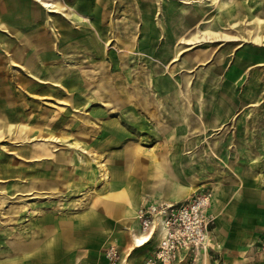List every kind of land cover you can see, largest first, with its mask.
Returning <instances> with one entry per match:
<instances>
[{
	"label": "crops",
	"instance_id": "0c3cea01",
	"mask_svg": "<svg viewBox=\"0 0 264 264\" xmlns=\"http://www.w3.org/2000/svg\"><path fill=\"white\" fill-rule=\"evenodd\" d=\"M37 1L0 0V113L6 117L0 116V136L33 140L27 156L39 161V215L14 226L16 231L0 225V264H142L151 248L134 244L141 235L137 210L154 200L185 199L205 175L203 120L198 118L203 106L197 99L189 106L178 97L181 91H167L164 82L173 73L170 61L184 63L176 47L238 39L222 28L237 25L241 10L258 27L244 39L259 44L264 21L252 15L248 0H225L217 3L216 21L189 34L186 20L196 15L187 19V10L173 8L172 2L160 7L154 0H132L124 8V0ZM158 9L164 16L161 29L150 16H142L149 25L136 22V13ZM109 12H127L128 18L114 20ZM141 24L145 34L137 41ZM204 31L218 36L202 41ZM157 33L163 42L155 51ZM172 41H178L176 47ZM198 50L195 56L206 57L204 49ZM226 86V91L207 87L213 125L232 120L236 106L244 112L232 120L227 143L236 146L227 152L228 170L224 166L218 175H235L240 182L227 185L228 200L217 213L211 202L216 219L208 246L174 264H264L256 249L264 234V108L236 105L232 83ZM15 91H39V100L55 98L63 106L54 118L39 117V126L23 124L26 107L15 106ZM44 110L34 107L33 116ZM145 130L149 139L141 145L136 138ZM220 137L209 143H220ZM5 197L0 194V202ZM110 245L117 247L114 262Z\"/></svg>",
	"mask_w": 264,
	"mask_h": 264
},
{
	"label": "rangeland",
	"instance_id": "374dc122",
	"mask_svg": "<svg viewBox=\"0 0 264 264\" xmlns=\"http://www.w3.org/2000/svg\"><path fill=\"white\" fill-rule=\"evenodd\" d=\"M33 1L38 2L37 0ZM238 1L240 3L243 2L242 0ZM260 1L262 0H248V3L253 7L252 14H257L264 21V12L259 8ZM57 2H63V0H57ZM152 2L159 4L161 7H163L165 2L167 4L168 2L174 3L173 8L183 6V10L188 9L183 12L186 18L190 17L193 12L196 17L186 20L189 25L187 32L190 34L198 27L206 28L212 22L213 17L221 11L217 7V3L224 4L225 0H154ZM132 4H134L132 0H124V8L130 7ZM160 12V9L152 10L151 13L143 10L140 15L139 13L135 14L136 22L140 24L145 21V24L149 25L151 24L149 19H144L142 16H150L155 27L157 26L156 30H159L161 29L160 25L163 24L162 17H164ZM124 14L113 16L112 12L107 13L108 18L112 17L114 20H120L123 17L128 18V13ZM248 16L249 14L246 11L241 10L238 16L240 20L237 18L240 22L237 25L223 26L222 29L225 32L237 35L238 39L236 40H216L195 44L179 43V46L182 47H176L175 44L178 41H172L174 47L180 48V53L178 54L182 57L181 59L184 60V63L178 65L175 63V60L170 61L169 67L173 73L171 75L166 74L164 78V82L168 87L167 91H181L178 97L183 99L186 104L189 106L195 105V99H197L199 100L197 101L198 104L203 106L201 115L198 113V118L203 120V132L200 136L204 138V145L202 146L204 148L205 175H203L198 186H195L189 194L194 191H208L210 193V204L211 202L214 203L216 213L218 212V207L226 204L228 200L230 192L227 185L229 184L233 187L234 184L237 186L240 182H238V176H226V174L225 176H221L222 174H218L223 170L222 167L225 166V170L227 169V152L236 146L227 143L228 136L234 132L232 120H237L243 114L244 109L236 106L231 115L233 117L232 120L227 117L224 121L220 122L221 124L214 126V122L210 116L213 101L209 89L212 87V89L216 88V91H226V85L231 82L232 87L229 86V90L232 91L233 103L236 105L259 104L264 108V39L259 44L251 42L247 37L244 39V36L254 35L258 31L257 25L253 22H248ZM242 20L244 23L241 22ZM120 22L122 23L123 20ZM141 27L142 24L140 25V30ZM142 33L145 34L142 30L135 34L137 41L143 37ZM262 35L264 36V31ZM154 39L157 42L154 43L155 51H157L161 48L159 45L163 42L162 33L154 35ZM198 48L204 49L207 52L206 57L203 59L195 56L197 51H199ZM172 55H169V59H172ZM243 61H246V63ZM232 67H236V74L233 73L234 68ZM238 68H241L242 71L239 72ZM230 70L232 72L231 78L229 76ZM177 81L181 83L178 87L175 85ZM18 82L24 85L27 81L19 80ZM200 82L204 85L200 86ZM7 91H14V89L9 88ZM249 91L253 92H250V96H246V92L249 93ZM15 92L16 94L13 98L15 106L26 107L24 117L20 120L23 124L39 126V117L54 118L57 116V107L63 106L62 104H57L58 100L55 98H42L39 100V91ZM172 99H169V101L171 102ZM39 105L43 106L45 110L39 112V115L34 117V107L39 108ZM50 110H52V113H49ZM77 114L81 113L77 112ZM0 116L5 117L4 113H0ZM139 134L141 136L136 139L141 141V145H146L149 139L146 130ZM216 134L221 136L220 143H209L211 138L217 137ZM37 137L39 138V135ZM223 137L224 139H222ZM32 142L33 140L27 142L16 135L0 136V169L5 172L4 176H0V194L6 195L5 202H0V225L3 226L6 223V225L13 228V231H16L14 226L28 223L31 221L30 219L39 215V161L36 163V160L28 157L26 152L27 146ZM156 146H159V144L157 143ZM188 151L190 152V150ZM8 157H12L11 160ZM6 200L10 201V203H7ZM213 226L214 224H212ZM153 237L158 238L159 236L157 234L152 235L146 243L140 244V247L147 245L152 249L156 245L157 240L151 245L148 243H151L150 241ZM113 246L115 249L117 248L116 245ZM149 247L147 249H150Z\"/></svg>",
	"mask_w": 264,
	"mask_h": 264
},
{
	"label": "built area",
	"instance_id": "2783aa9c",
	"mask_svg": "<svg viewBox=\"0 0 264 264\" xmlns=\"http://www.w3.org/2000/svg\"><path fill=\"white\" fill-rule=\"evenodd\" d=\"M136 218L140 233H147L150 238L159 226L156 245L144 257L142 264H174L193 257L198 249L208 246L216 215L210 210V193L194 191L179 201L154 200L140 207ZM256 249L264 263V234L259 236ZM107 252L110 261H116L113 245Z\"/></svg>",
	"mask_w": 264,
	"mask_h": 264
},
{
	"label": "bare ground",
	"instance_id": "6f19581e",
	"mask_svg": "<svg viewBox=\"0 0 264 264\" xmlns=\"http://www.w3.org/2000/svg\"><path fill=\"white\" fill-rule=\"evenodd\" d=\"M232 1V0H231ZM47 4V3H46ZM51 5V4H50ZM118 5H120V4H118ZM236 6V5H235ZM247 6H248V4H247ZM47 7V6H46ZM161 7V6H160ZM122 8V7H121ZM248 8H250V7H248ZM113 9V8H112ZM131 9H133V8H131ZM163 9V8H162ZM188 10V9H187ZM55 11V10H54ZM116 11V10H115ZM249 11H250V9H249ZM183 12V11H182ZM78 14V13H77ZM253 15V14H252ZM221 17V16H220ZM222 17H224V16H222ZM189 18V17H188ZM187 18V19H188ZM216 18V17H215ZM252 18V17H251ZM217 19V18H216ZM230 19V18H229ZM185 20V19H184ZM183 20V21H184ZM214 20V19H213ZM226 20V19H225ZM69 21V20H68ZM182 21V20H181ZM214 21H216V20H214ZM224 21V20H223ZM229 21H231V20H229ZM180 22V21H179ZM187 22V21H186ZM234 22V21H233ZM181 24V23H180ZM229 24V23H228ZM187 25V24H186ZM209 26V25H208ZM185 29V28H184ZM184 29H182V30H184ZM199 29V28H198ZM261 30V29H260ZM196 31V30H195ZM198 33V32H197ZM218 35H213L211 32H208V31H204V32H202L201 33V40L202 41H206V40H210V39H212V37L214 38V37H217ZM221 37H224L225 39H228V37L229 36H226V35H220ZM237 38V37H236ZM176 39V38H175ZM233 39V38H232ZM186 40V39H185ZM189 40V39H188ZM187 40V41H188ZM181 42V41H180ZM185 42V41H184ZM189 42V41H188ZM187 43V42H186ZM192 43V42H191ZM14 64V63H13ZM17 69V68H16ZM12 72V71H11ZM8 79V78H7ZM16 85V84H15ZM14 86V85H13ZM20 88V87H19ZM23 90H24V88H23ZM14 107V106H13ZM2 126V125H1ZM12 126V125H11ZM13 129V128H12ZM6 130V129H5ZM158 228H159V226H157ZM158 228L156 229V233L155 234H158V232H157V230H158ZM154 235V234H153ZM150 238V236H148L147 235V233H144V234H141V235H139L138 236V238H134L133 239V241H134V244H137V245H142V244H144L148 239Z\"/></svg>",
	"mask_w": 264,
	"mask_h": 264
}]
</instances>
